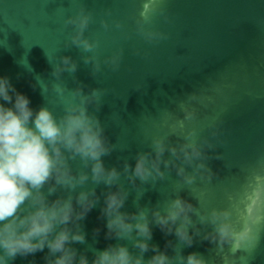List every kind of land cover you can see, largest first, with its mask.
<instances>
[{"label":"water","instance_id":"1","mask_svg":"<svg viewBox=\"0 0 264 264\" xmlns=\"http://www.w3.org/2000/svg\"><path fill=\"white\" fill-rule=\"evenodd\" d=\"M81 5L93 16L85 31L98 41L93 51L71 40L75 29L67 20ZM137 8V0H0V73L33 106L49 103L57 112L75 90H100L98 105L90 109L114 145L103 157L107 166L122 168L125 159L132 163L137 151L148 149L153 133L166 130V117L183 116L182 103L196 108L197 126L215 119L217 136L201 130L213 145L205 148L207 169L195 172L191 184L175 168L154 183L137 180L143 188L138 203L151 207L179 194L202 212L229 210L239 226L236 209L257 177H264V0H163L152 23L167 38L152 43L137 32ZM115 49L122 50L118 67L106 60ZM65 56L75 63L74 71L66 70ZM125 184V208L135 211L137 188ZM105 190L97 185L100 201L81 221L86 240L75 245L90 257V248L109 242L101 214ZM192 219L199 233H193L190 246L156 225L150 245L170 256L177 249L183 255L195 250L208 264H264V220L249 221L255 240L233 250L231 241L205 238L210 223H201L196 214ZM46 253L17 256L14 264H44ZM144 255L151 256L152 249Z\"/></svg>","mask_w":264,"mask_h":264},{"label":"clouds","instance_id":"2","mask_svg":"<svg viewBox=\"0 0 264 264\" xmlns=\"http://www.w3.org/2000/svg\"><path fill=\"white\" fill-rule=\"evenodd\" d=\"M137 3L139 35L150 43L166 39L167 34L152 23L163 0ZM92 22L91 12L82 5L67 20L75 29L72 42L85 51L98 47L96 39L85 35ZM121 58L122 50L115 49L106 60L118 67ZM69 59L63 57V63L66 70L74 71L76 65ZM57 90L62 93L59 86ZM100 95L98 89L90 93L77 89L63 98L62 110L57 112L49 103L33 106L30 97L0 73V264H14L17 256L28 257L45 249L44 264H208L195 250L183 255L177 249L170 256L149 243L156 225L190 246L193 233H199L193 214L201 223L212 225L205 238L231 241L233 250L242 243L252 244L256 237L249 221L264 220V177H257L245 193L243 206L236 209L239 226L229 210L211 207L202 212L179 194L151 207L138 203L143 188L137 180L154 183L175 168L184 183L191 184L195 172L207 169L205 148L213 145L201 130L206 127L210 136H217L215 119L197 126L193 123L196 108L182 103L183 116L166 117V130L153 133L148 149L137 151L132 163L125 159L122 168L107 166L103 157L114 145L90 109V105H98ZM172 134L178 137L175 142L170 140ZM125 180L137 188L135 211L125 208L129 194ZM99 184L106 186L101 214L109 242L103 248H90V257L75 245L86 240L81 221L100 201ZM149 248L152 255L145 258Z\"/></svg>","mask_w":264,"mask_h":264}]
</instances>
